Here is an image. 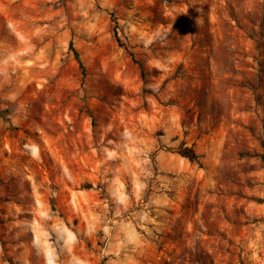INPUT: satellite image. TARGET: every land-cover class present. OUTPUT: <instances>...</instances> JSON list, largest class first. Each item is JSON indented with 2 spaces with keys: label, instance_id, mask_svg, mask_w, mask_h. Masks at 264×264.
Wrapping results in <instances>:
<instances>
[{
  "label": "rangeland",
  "instance_id": "1",
  "mask_svg": "<svg viewBox=\"0 0 264 264\" xmlns=\"http://www.w3.org/2000/svg\"><path fill=\"white\" fill-rule=\"evenodd\" d=\"M0 264H264V0H0Z\"/></svg>",
  "mask_w": 264,
  "mask_h": 264
},
{
  "label": "trees",
  "instance_id": "2",
  "mask_svg": "<svg viewBox=\"0 0 264 264\" xmlns=\"http://www.w3.org/2000/svg\"><path fill=\"white\" fill-rule=\"evenodd\" d=\"M115 35H116V33H115ZM181 153H183L185 156H187L189 158H194L195 157V154H194L193 150L190 149V148L181 149Z\"/></svg>",
  "mask_w": 264,
  "mask_h": 264
}]
</instances>
